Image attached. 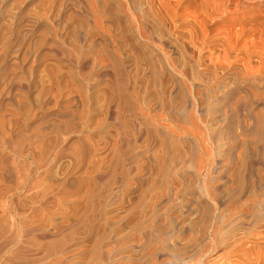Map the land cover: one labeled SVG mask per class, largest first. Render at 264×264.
I'll return each mask as SVG.
<instances>
[{"label": "bare ground", "instance_id": "6f19581e", "mask_svg": "<svg viewBox=\"0 0 264 264\" xmlns=\"http://www.w3.org/2000/svg\"><path fill=\"white\" fill-rule=\"evenodd\" d=\"M81 1L83 2L84 7L88 13V17H89L88 23L95 30L94 31V37L96 36L95 34H98V35H101L102 37L106 38L108 41V45H110V47L112 48L113 47L112 44H114L115 41L113 40V37L111 34L112 33L111 31H113V30H111V29H112L113 23L117 22V21L113 22L111 17L105 16V13L107 12L106 9L104 11L99 10L98 5L101 3L100 0H99L100 1L99 4H97L95 0H81ZM165 1L166 2L171 1V5L174 8V10L184 8L185 6L192 7L194 10L193 12L195 14V15H193V17H195V18H192L193 19L192 21H194V23L201 26L203 28V30H205V31H207L206 30L207 25H211L213 23L218 24V28L216 30H214V32H215L214 36H216V38L218 39L217 40L218 45H219L218 50L221 53V57H224L223 59L221 58L222 61H221V63H219L220 66L218 65L219 70H220L219 94L216 96L214 104L213 105L209 104L208 110H209V112L216 113L217 118L214 117V119L216 118V121H219L220 123L223 122L225 124L223 126H221V125L217 126L216 125V128L211 133L205 132L203 140H202V138H200L203 141L201 144H199L198 143L199 141L196 140V142H197V148L196 149L198 150L199 154L202 153V158L200 157L201 155H199L197 153L198 154L197 157L199 158V159L197 158V160L198 161L200 160L201 161L200 163H204L203 165H200V168H202V170L199 169L198 172H196V174H199V176H201V178H200L201 190L203 192V195L209 199V200H207V202L205 201L206 203L203 202L204 203L203 207H201L202 209H204L202 216H205L204 217L205 221H203L200 224L199 229L201 230V232L200 231L199 232L204 234L206 236L205 238L208 239L207 240L208 242L206 243L207 248H211L213 250L216 249L218 252L220 251L219 254L217 255L220 259H228L230 256H233L234 260H233L232 264H264V0H165ZM117 3L119 5L118 9L120 10L121 14L123 15V19L128 24V27H130V30L132 32H134V35L137 38L136 41L138 43L139 42L141 43V41H143L145 43L154 44L156 46L155 54L157 57H160L159 59H161V62L158 61L159 59H155V57H140L141 55L137 56V57H121L120 45H116V47H118L119 49L118 48L112 49L111 57H91V58L90 57H68V63L71 66H73L75 69L76 68L77 69L78 68L84 69V68H87L90 64H92V65L98 64V66H99V68L97 67L98 71H96L94 69L96 71L95 79L97 78V76L108 77V80H109L110 85H111L110 90L112 92L110 93L108 98L105 97V99L107 98L105 100L106 101L105 104L100 103V104H102V107H101L102 109H98V108L94 107L95 110L94 109L93 110L95 112L97 110H101L102 113L104 112V117L106 118V120L111 119V121H112V119H114V117L116 118V112H118V111H120L121 114L122 113L127 114V116H129L130 120H129V118L128 119L126 118L127 120L125 119V121H121L123 123V124L121 123V125H122V128L125 129L126 131L130 130V133L129 132L128 133L130 135L132 133V135L134 137V141H137L135 143L138 144V141H141V142L147 141L148 144L145 143V145H147V146H149L151 144H152V146H154L153 143L156 144L159 142H160L159 144L164 145V142H166V140L169 139V138H166V137H168L166 134H171L173 136L174 135L177 136V133H178L177 131L179 130L184 135L185 132H187V131L190 132V130L192 128H195L199 124V123L196 124V122L199 120L196 118L197 117L196 115L194 116L193 114H191V115L186 114V109L188 106L196 108V99L191 94V91L186 87L184 80L179 78L176 75L177 73H175V72L173 73L172 77L176 78V82L173 83L172 86L170 85V86L160 90L159 94L157 93L158 95L156 97L153 94L150 96L151 98L148 95L145 97L143 95H141V88L140 87H142V86H141V84L138 85L139 87L137 86V84H138L137 77L140 75H136L135 72L133 74L131 72V70L133 71L134 69L136 70V68L138 69V66H140V65H142V66L146 65L144 67V69L145 70L147 69L148 70L147 72L148 73L150 72L149 74H151V76H153V77L155 76L154 79H152V80H156V78H158L157 77L158 73H160L159 70L162 72H166V71H164V69H166L167 71L169 70L170 72H172L170 69L172 64L169 60V57H170L169 52L170 51L174 52V51L178 50L177 49L178 47H176L174 45H170L166 41V39L163 38V36L160 32L158 33L159 34L158 39L153 35L154 34V26H155V21H154L155 20V14H154V10H153V7H155L154 5L153 6H152V4H149V5L146 4L145 5L142 2V0H117ZM110 7H112V6L110 5ZM49 8H51V7H49ZM109 11L110 10H108V12ZM112 17H114V16H112ZM44 18L46 20L48 19V17L46 15L44 16ZM30 20L29 21L27 20V22H32ZM37 22L38 21H33L31 24L33 26L38 25ZM47 22L48 21H46V23ZM80 34H81L80 36L83 39H86V36L82 32H80ZM128 40H129V43L131 44V46L134 45L132 39L128 38ZM124 43H126V42H124ZM135 54L136 53H134V55ZM229 56L233 57V60L231 63L226 65L223 61H225V57H229ZM41 58L43 59V57H34L33 59L36 63L37 60L41 61ZM65 58H67V57H65ZM48 59H50V58H48ZM48 59H47V61H48ZM13 60H14V58H13ZM51 60H49L51 62L50 64H48L47 61H46L47 65L45 64L46 68L47 67H48V69L51 68L50 71L52 72V73L51 72L49 73L50 76L47 75L49 77L48 80H44V78H43V80H37L34 78L31 80L27 79V81L25 83H23V91L20 92L21 94L19 93L20 96H18L19 94L16 95L14 92V94H15L14 96H18V98L24 97V99L22 98L23 100L19 99L20 101L17 103V106H15V107H18V104L20 103L19 106H21V109H23V111H24L23 121L25 120L26 122L28 121V120H26L28 118L27 117L28 114H30L32 116L31 119H34L35 117L38 118L40 115H41V117H43L44 113L46 112V111H44V108L45 109L48 108L49 105H52L51 107H54V106L58 107V105H61L65 109L72 108V110H70V111L66 110L60 114H59V112H60L59 111V112H56L57 114H54V115H60V118H63L62 123H61V121H59L61 123L59 126L55 124L57 127H55L56 131L54 130V132H55L54 134L57 133L56 137H57V135H60L59 137L61 138V141H59V142L57 141L58 143L54 142L56 140H54V141H53V139L49 140L51 138L46 139V137L48 135L47 136L45 135V132H46L45 129H44L45 132H42V133H40L42 130H40V132H39L36 129L38 132H36V133L34 132L35 134H32V135L30 134L31 136L29 137V139L28 138H27L28 140L26 139L27 144L26 143L23 144L22 145L23 147H21L19 145L20 146V147L18 146L19 148L16 146V145H18V143L15 145L16 148H18V150L15 152H11V153H13V154L15 153L16 155H18L23 162L26 160V158L28 159L29 157H30V159L33 160V162L31 161L32 165H28L29 163L26 162L27 160L25 161V164L27 163L26 164L27 166L26 165L25 166L28 168L24 169L25 173L22 172L23 173L22 176L18 175L19 176V178H18V176L16 174H13L11 172V170L8 169L9 171L5 170V172L2 170L4 173L2 172L3 174L0 176H3L6 181H8V182L13 181V179H12L13 175H16L18 178L17 180L18 181L20 180V181L17 184H16V182H12V184H10V185H13V183L16 185H13L11 187L9 186L10 188L8 187L9 191H10L9 202H10L11 208H9L6 212H5L4 206L6 207L7 205H5L4 203L8 204V202H2L1 201L2 205L0 207L3 206L2 209H4L5 213H0V264H22V262H23V264L35 263V262L37 263L38 260L40 259V258L39 259H33V260L31 259V258H33L32 256H34L35 258L37 256L36 255L37 253L35 252L34 248H32L33 250L29 249V251L27 250V252H26V253L30 252V255H32L31 258H30V256L28 258L27 256L29 254H27V256H26L25 252L23 253V251L26 250V248H25L27 245V243L25 242L26 239H28L30 237L31 238L32 237L33 238L34 237L45 238V237L50 235L51 229H54L53 227H51V224H54V223L50 224V222H52L53 220L51 218V215H49L51 213L48 211L49 205L47 206V204L52 203V205H53V202H54L53 199L56 197V194L58 192V191L57 192H54V191H55V188L57 189L58 185L60 184L59 181H58L59 184L53 183V182H55L56 177L57 178L61 177V175H60V177H58L59 174L57 176H54V177L52 176L54 169H56L57 165H59V163H61L60 160H62L64 155L65 154L68 155L67 152L65 153V151H68L67 150L68 140L66 139L67 140L66 141L65 139H62L63 137L61 136V134H66V135L72 134L71 132L76 134V136L71 137L70 140L71 141L76 140L75 142L78 143L79 145H81L82 154H80V155L82 157L79 155V157H80L79 160L75 161L73 159L72 167L76 166L77 169H79L80 167L82 168V166L86 168V167H88V165L91 164V161H90L91 157L89 156L90 157L89 158L90 164L88 162V165L84 166L85 161H87L86 160L87 157L85 158L84 155L89 153L88 151H90V150H89V145L83 144V143H86V141L84 142L85 138H84V140H82V138H80L79 135L82 133H86V135L87 134L90 135L92 132H95L96 134L102 132V131H99V129L101 128L100 123H102L100 121L102 119L99 122L95 121V119H93L94 115H92V112L91 113L89 112L90 109L88 110V108L91 107V102L90 103L88 102L89 99L91 98V97L89 98V96L91 94H89V96H87V94H86L87 92L86 93H85V91L83 92V90L78 89V87H76L77 89L74 88V86H73L74 82L72 80H70L71 79L70 77L71 76L73 77L72 74L69 77L70 79H67L63 73H62V75H64V76L60 75V71H58L59 73L57 74L56 73L57 70L55 68L60 66L59 65L60 62L53 65L54 63L52 64ZM57 60H59V59H57ZM155 60H157L158 62L155 63ZM8 61H9L8 57H0V82H2V84H3L2 85L3 90L2 89H1L2 91L0 90V92H1L0 93V103H1L2 107H3V105H5L3 107V113L0 114V147L3 146V148H6V149H7V147H9L11 150L12 148L10 147L11 146L10 144H11L12 138H10V134L11 135L13 134L12 127H14L15 125H16V127L19 126V125L17 126V124H18L17 121H13V116H16V118H17V115L19 114V112H18V114H16L12 108V106H13L12 100L14 99L13 98L14 96H12V94H13L12 91H13V88L15 86V81H13V78L10 77L11 75L9 77L6 75V69L10 66V63H9L10 61L9 62ZM34 61H31V63H33ZM54 61H55V59H54ZM60 61H63V60L60 59ZM66 61H67V59H66ZM42 65L44 66V64H42ZM64 66L67 67V65H65V64H64ZM64 66L62 67L63 69H65ZM73 67H69V68L73 69ZM90 67H91V65H90ZM132 67L134 69H132ZM37 68H39V67H37ZM140 68H141V66H140ZM144 69H141V70H144ZM11 70H13V69H11ZM42 70L43 69H41V71ZM8 71H10V69ZM48 71L46 72L47 74H48ZM27 72H29V71H27ZM30 72H31V70H30ZM84 72H86V71H84ZM89 72H90V70H89ZM37 73H35V74L37 75ZM41 73H43V72H41ZM24 74H22V75L20 74L21 77H24L23 76ZM83 74L84 73H82L81 75H83ZM86 74H84V75H86ZM12 75H14V74L12 73ZM30 75H29V77L31 78ZM81 75H78V76L81 77ZM37 76H41V75H37ZM147 76H149V75H147ZM32 77H33V75H32ZM24 78H21V79H23V81H24V80H26V78L25 79ZM35 78H37V77H35ZM84 78L85 77H83L82 79H84ZM98 79H97V81H98ZM74 80H76V78H74ZM23 81L21 80V82H23ZM85 81H86V79H85ZM94 81H96V80H94ZM97 81H96V83H97ZM16 82H18L17 79H16ZM103 82H104V79H103ZM107 84H108V82L106 83V85ZM87 85H88V83H87ZM77 86H79V85H77ZM19 88H21V89H19L21 91L22 87L20 86ZM96 88H99V87H96ZM106 88H110V86H108ZM15 90H17V88H15ZM103 90H104V87H103ZM99 91H101V90H99ZM102 91L100 93H102ZM16 92H18V91H16ZM32 94H35V95H33L34 99H31ZM143 94H145V93H143ZM150 94H151V92H150ZM103 95H105V94H103ZM165 95H167V97ZM93 96L95 97V95H93ZM96 96H97V98L99 97V95H96ZM153 96L155 98H153ZM165 97H166V99H165ZM16 98H15V101L18 99V98L17 99ZM29 98L31 99V101L29 100ZM101 99H102V97H101ZM26 100H27V102H26ZM96 101H94L93 104ZM103 101H104V99L102 100V102ZM88 103L90 106H88ZM97 103H98V106H100L98 101H97ZM21 104H24L27 107L28 106L29 107L28 108L24 107L25 109H27V110H24V108H22ZM79 105L82 106L83 109L80 108V110H79V108H78ZM159 107H164V109L167 110V114L170 115V117H172L173 119H175V120H173L175 122H173V124L171 123L173 126H171L169 128V131L168 130L165 131V133L162 130H161L162 132L158 131L156 129L157 125H156V127H153L154 124L157 123V121L154 124L152 123V121L150 122V120L152 118V117L150 118L151 115L152 116L154 115L153 117H155V115L159 114V113H157L158 112L157 110H159L158 109ZM49 109H51V108H49ZM59 109H60V107H59ZM19 111H20V109H19ZM32 111H33V114H31ZM53 111H55V110H53ZM50 113L51 112H49V114ZM52 116H53V114H52ZM99 116H101V115H99ZM19 117L22 118V115L21 116L18 115V118ZM123 117H125V116H123ZM16 118H14V119H16ZM47 118H48V116H47ZM57 118H58V116H57ZM50 119H52V118H50ZM153 119H157V118H153ZM53 120H55V118ZM77 120H80L81 123H79ZM36 121H34V122H36ZM48 122L50 123V121H48ZM21 123H23V122H21ZM109 123H112V122H109ZM109 123H107V124L109 125ZM38 124H36L37 128H38ZM114 124H115V122H114ZM160 124H162V123H160ZM77 125H79V126H77ZM46 126H47V124H46ZM28 127L26 128V130L28 129ZM41 127H42V125L40 126V128ZM50 127H48V128L52 129ZM33 128H36V127L33 126ZM18 129L19 128L15 129V130H18ZM23 129H25V128H22V130ZM118 129L120 130V128H118ZM108 130H110V129H108ZM113 130H115V133H116V128ZM23 131H22V133H23ZM25 131H24V133H25ZM31 131H34V129H32ZM126 131L123 134L124 136L118 135L119 131L114 136L112 135L114 132L111 134L110 131H107L106 133H104L102 135L103 139L101 138L102 140H100V143L98 142L99 144L97 145V148H95L93 146L95 148L94 149L92 147L93 148L92 151L94 153H92V151H91V153L94 156H96V158H99L98 161L95 160L98 163H101L102 160L105 159V157L102 159L99 155H106L107 152L110 153V155H111V153H112L114 155V160L112 161L113 162L112 165L109 164V166L111 165V167L113 169L115 166L117 167V165H119L120 163L130 165L132 162H135V160L140 161L139 163L137 162L138 165H137V163L135 164V165H137L138 172L135 171L136 167L135 166L133 167V168H135L134 173L135 172L138 173V174L135 173L137 175H135L133 177V181H134V183H136L134 185L141 186V184L145 180V175L146 174L148 175L151 170H154V169H151V161H150V158L148 157L150 155L147 156L144 152V151H147L149 149L146 148L147 150H144L145 147H143L142 150H144V151H142V153L140 152V153H136L135 155H129V156L125 155L126 152H125V150L123 151L122 148L126 147L125 146L126 144L131 143V141L127 142V137L129 138V135H128V133L126 134ZM49 132H51V131H49ZM30 133H32V132H30ZM121 133H122V130H121ZM179 133H178V135H179ZM15 134L16 133H14L13 135H15ZM42 134L45 135L46 137L43 138L44 136L42 137L41 136ZM185 134H187V133H185ZM195 134H197V133H195ZM19 136H20V138L22 137L21 135L18 134V137ZM26 136H27V134H26ZM50 136H51V134H50ZM116 136H118V138L120 140L119 141L120 144L117 143L118 140H116ZM18 137H16V138H18ZM51 137L53 138V136H51ZM83 137H85V136L83 135ZM58 138H57V140H58ZM95 138L98 140L97 137H95ZM143 138H146V140L144 139L142 141ZM21 139L23 140V138H21ZM14 140H15V138H14ZM14 140H13L14 143L12 145H14L16 143ZM20 141H18V142H20ZM23 141H25V140H23ZM23 141L21 142V144L23 143ZM222 141L224 142V144L227 143V149H224V151L226 150V154L225 153L224 154H225V159H226L227 163H225L226 165H225V171H224L223 175H224V178L228 179V182H227L228 186H226L227 188L223 187L224 189L220 188V185H222V182L220 185H217V186L210 185V181L212 179L211 175L213 173V171H212L213 168L211 166L212 165V152L210 151V145L215 143V142H222ZM87 142H89V141L87 140ZM70 144L72 145V143H70ZM191 144H192V142H191ZM224 144H223V147H224ZM71 145H70V148H71ZM92 145H93V143H92ZM92 145H90V147ZM76 146H74V147H76ZM127 146H130V145H127ZM132 146H130V147H132ZM134 146L132 148H134ZM193 146H196V145H193ZM165 147L168 148L169 146H165ZM191 147H192V145H191ZM225 147H226V145H225ZM16 148H14V150H16ZM70 148H68V149H70ZM78 149H80V148L78 147ZM126 149H127V147H126ZM191 149H195V148H191ZM70 150H72V149H70ZM189 150L190 149H188V152H189ZM69 152H71V151H69ZM150 152H152V151L150 150ZM213 152H214V150H213ZM120 153H122V154H120ZM217 153L220 154L219 152H217ZM221 153H223V152H221ZM6 154H9V153L5 152V154H4L5 156H2L3 154H2V152H0V166L4 165L7 162L8 156H6ZM193 154H194V152H193ZM76 155L77 154H75V156ZM108 155L109 154H107L106 157ZM124 155L126 157H124ZM153 155H152V157H154ZM192 156L193 155H191V157ZM187 157L189 158L190 156H187ZM187 157H185L184 159L186 160ZM69 158H67V159H69ZM76 158H78V157H76ZM181 158H183V157H181ZM21 160L19 162H21ZM64 160H65V158H64ZM107 160H109V159L107 158ZM162 160H163V158H162ZM189 160H192V158L191 159L189 158ZM19 162H17V163L20 164V166H21L22 162L21 163H19ZM68 162H66L65 166H67ZM93 162H94V160H93ZM154 162H155V159H154ZM17 165H16V167L15 166L14 167L17 168L19 166V165L18 166ZM22 165H24V164H22ZM69 165L71 166V162ZM69 165H68V168H69ZM92 165H95V164H92ZM106 165H105V167H107ZM60 166L61 165H59V170H60ZM98 166H100V165H98ZM109 166L107 167L108 171H109ZM153 166H154V164H153ZM120 167L121 166L119 165L118 169ZM126 168L128 170V167H125L124 170ZM0 169H1V167H0ZM21 169H23V168L21 167ZM64 169H65V167H64ZM77 169H76V171H78ZM97 169L98 168H96V170ZM118 169L116 168L115 171L114 170H112V171H114V173H115ZM129 169L131 170V168H129ZM71 170H72V168H71ZM94 170L92 169V171H94ZM72 171H74V170H72ZM80 171H82V169ZM90 171H88V173ZM102 172L103 173H97L95 175V178L96 179L101 178V180H103L104 179L103 177L106 175V178H105L106 181L105 182H108L107 181V177H108L107 173H105V175L103 176L105 171L103 170ZM130 172H133V171L131 170ZM60 173H61V171H60ZM63 173H66V172H63ZM76 173H78V172H76ZM84 173H85V171H84ZM88 173H86V175ZM114 173H113L112 177H114ZM68 174H70V173H68ZM92 174H94V173H92ZM121 175H122V173H121ZM68 176H66V177H68ZM110 176H111V174H110ZM110 176L108 177V180H109ZM119 176H120V174H119ZM125 176H126V174H125ZM132 176H131V179H132ZM84 177H86V176H84ZM222 177L223 176H221V179H222ZM4 178H2V180ZM39 178H42V179H40L42 181H43V178L49 179V181L51 180V182H49L50 184L48 183L47 187L45 186L46 188H43L41 191H34V189L38 185V184L36 185V181ZM63 178H64V176H63ZM87 178H85V179L87 180ZM72 179H74V177ZM113 179H112V181H113ZM125 179L122 178V181L124 182ZM59 180H62V179H59ZM90 180H91V178H90ZM63 181H64V179H63ZM63 181H61V183ZM73 181L74 180H72V183H73ZM75 181H74V183H75ZM95 182H94V184H95ZM98 182H99V180H98ZM115 182H116L115 184L119 183L117 181H115ZM145 182H146V180H145ZM225 182H226V180H225ZM63 183H65V181ZM129 183H130V181H129ZM246 183H249L251 186L250 197L243 198L241 200V202H239L238 206L236 208L232 209L228 214H222V213L219 214L218 213L219 211L217 210V204L219 205V204L223 203L225 200L224 196H223L224 200H222L220 195H222V193L225 194V192L229 191L230 194L233 193L232 195L240 196L241 194L244 193ZM0 184H1V182H0ZM108 184H109V182H108ZM61 185L62 184H60V186ZM101 185H103V184L101 183ZM105 185L107 186V183H105ZM126 185L128 186V184H126ZM0 186H2V185H0ZM2 187L4 188V185ZM6 188H7V186H6ZM89 189H91L90 185H89ZM130 189H132V188H130ZM57 190H60V189H57ZM6 191H8V190H6ZM86 191L88 192V190H85L83 192H86ZM108 191H109V189H108ZM0 192H2V191H0ZM14 192H16V194H18L16 196L17 198H19V199H17V200H19L17 202V204H16V202L14 204V201H17L15 199H13L15 197L13 195ZM110 192H111V189H110ZM4 193H6V192L4 191ZM94 193H96V192L94 191ZM94 193H93V196H94ZM97 193H99V191ZM126 193H127V195L130 196V194H132L133 192H132V190H129ZM26 194H28V195H26ZM54 194H55V197H54ZM90 194H91V191H90ZM100 194H101V192H100ZM125 194H124V197H125ZM1 195H3V197H4L5 194H1ZM21 195L24 196L25 198L22 197ZM107 195L109 196L110 194L108 193ZM227 195H229V194H227ZM98 196H96V197L98 198ZM3 197L1 196L2 199H4ZM8 197H9V195H8ZM124 197L122 196V198H124ZM132 198H134V197L132 196ZM229 199H231V198H229ZM5 200H7L6 195H5L4 201ZM26 200H27V202H26ZM78 200H80V199H78ZM90 200L92 201V199H90ZM164 200H166V199H164ZM88 201H89V199H88ZM88 201H86V202H88ZM188 201H190V200H188ZM192 202H194V200ZM18 203H19V205H18ZM74 203H75V201H74ZM189 203H187V204H189ZM80 204L83 205L84 203H80ZM159 204H161V202ZM54 205H55V203H54ZM74 205H72V206H74ZM76 205L78 206V204H76ZM103 206H104V204H103ZM91 207H89V205H85V207L83 206L84 209L81 208V209H83V213L81 211L78 213V214L82 213V215L80 217L77 216L78 217L77 219L76 218L73 219V221H75L77 223H80V221H81V224L83 223L82 226H85V229H86L85 231H87L86 232L87 235L85 237V238H87V240H88V238L90 239L92 237V235H93L92 231L94 228V218H92V213H95V209L92 208L94 210V212H92L91 211L92 209H90ZM182 207H183L184 211L188 212V209H190L192 206L190 205V208L188 205H184ZM50 208H53V207H50ZM71 208H69V209H71ZM6 209H7V207H6ZM69 209H67V210H69ZM218 209H220V207ZM49 210H51V209H49ZM179 210H180V207H179ZM181 210H182V208H181ZM55 212H57V211H55ZM71 212H72V210H71ZM100 212H102V211L100 210ZM223 213H226V212H223ZM68 214H66V215L64 214V216H69ZM96 214L98 215V213H96ZM179 214H180V212H179ZM52 216H55V215L52 214ZM200 216H201V214H200ZM100 217H97V218L95 217V220L100 218ZM62 218H63V216H62ZM61 219H59V220L61 221ZM63 219H65V218H63ZM66 220H68V219L66 218ZM100 220H101V218H100ZM96 222H97V220H96ZM170 223H171V226L169 225V223H167L169 225V226L166 225L167 227L160 226L161 224H159L157 222V217H155V219H152V221L150 223L141 222L140 225H139V223L138 224L136 223V224L139 226L138 228H140V230L143 229V231H144V229H145L148 232V234L151 235L150 239H153L155 237L158 238V237L162 236L163 234H166L164 229H170L173 226L172 221ZM228 223H231V225H232L231 228L229 226V228L231 229V232H232V234L230 236L226 235L229 231L226 233L224 232L226 225L228 226ZM60 224H61V222H60ZM73 224H74V226H73ZM54 225H56V224H54ZM57 225H56V227H57ZM67 225H69V226H67V227L65 226V228H62V227L60 228L58 226V228H55V234H51L53 237L56 235L59 236L60 234L62 235V233L65 230H70L67 232V233H69L68 235L65 233L67 236L66 235L64 236V234H63L62 235L63 238H62L60 235V237H61L60 240L61 239L62 240L61 241L59 240L57 244H53L49 247L46 246L48 248V250L46 249L47 250L46 253H49V256L51 255L50 252L53 253L54 251H56L58 254L61 251H64V250L66 251V249L68 250V248H70L74 243L76 244L77 240H79L78 239L79 237L77 238L75 236L76 229H74V227L78 226L80 224L75 225V223L73 222V223H71V225L68 223H67ZM137 225H135L136 228H137ZM80 228L78 226L77 229H80ZM226 229H228V228H226ZM181 230L183 231V229H181ZM80 231H78V232H80ZM143 231H141V232H143ZM159 234H161V235H159ZM148 236H147V238H148ZM37 238H35V239L37 240ZM81 238H83V237H81ZM81 238H80V240L85 239V238H83V239H81ZM43 240L45 241V239H43ZM24 242L26 243L24 245L25 250H24L23 245H22ZM34 242H36V241H34ZM168 244L169 243H167V245L164 244L166 246L160 248L162 250H159L156 252V255H160V254H163L165 251L169 255V257H171V260L169 259L170 261L166 262L164 264H216L217 263V262L208 263L207 261H205L203 259L202 256H200L199 253H197L199 255L194 254L191 256L188 255V257H187V255L184 256V252H186V251H184L181 248H177L176 246H172V245L169 246ZM144 245H146V244H144ZM229 245H231V246H229ZM36 246H34V247L36 248ZM39 246H41V244ZM97 246H98V244H97ZM29 247H32V246H28V248ZM95 250L93 253H96L97 250L96 251ZM41 251H39V252H41ZM199 251H197V252H199ZM208 251H209V249L206 250V252H208ZM44 253H45V251H44ZM41 256H42V254H41ZM98 256H99V254H98ZM47 257H48V255H47ZM41 259L44 260V255Z\"/></svg>", "mask_w": 264, "mask_h": 264}, {"label": "rangeland", "instance_id": "374dc122", "mask_svg": "<svg viewBox=\"0 0 264 264\" xmlns=\"http://www.w3.org/2000/svg\"><path fill=\"white\" fill-rule=\"evenodd\" d=\"M95 1L97 4H99L101 1V3L98 5L99 10L104 11L106 9L107 12H108V10H110L108 13L107 12L105 13V16L111 17L113 22L117 21V22L113 23V26L111 29V30H113V31H111L112 32L111 34H112L113 40L115 41L114 44H112L113 45L112 48L110 47V45H108V41L106 38H104L98 34H95L96 36L94 37V31L95 30L88 23V20H89L88 13H87V10L85 9L84 4L81 0H44V1L43 0H0V57H8V60L10 61V62L8 61L10 63V66L6 69V75L8 77L11 75L10 77L13 78V81H15V86H14L13 91H12V93H13L12 96H14L15 94L17 95L23 91V83H25L27 81V79L31 80L34 78L37 80H43V78H44V80H48V78H49L48 76H50L49 73L51 72L50 71L51 68L50 69H48V67L46 68L45 64H46L47 59L50 58L47 61L48 64L51 63L49 61L51 59H52L51 60L52 64L54 63L53 65H55L58 62H60L62 64L61 65L59 63L60 68L59 67L55 68L57 70L56 71L57 74L59 73L58 71H60V75H62V73H63L67 79L71 78L70 80H72L74 82L73 86L75 89H77L76 87H78V89L83 90V92L84 91H85V93L87 92L86 93L87 96H89V94H91L89 96V98L91 97L90 98L91 100L89 99V101H88L89 103L91 102V107H89L88 110L90 109L89 112L90 113L92 112V115H94L93 119H95V121L99 122L102 119L100 121V122H102V123H100L101 128L99 129V131H102L101 133L96 134L95 132H92L90 135L89 134L86 135V133H82L85 137H83L82 134L79 135L80 138H82V140H84V138H85L84 142L86 141V143H83V144L89 145L90 151H88L89 153L84 155L85 158L87 157L86 158L87 161H85L84 166H87L88 162L90 164V161H91V164L88 165L89 168L88 167L85 168L82 166V168L78 167L79 169H77L76 166H73L74 168L72 167L73 159L75 161L80 159L79 155L82 154L81 145L76 143L75 142L76 140H72L73 142L70 140L71 137L76 136L75 133L71 132L72 134H67L68 136L66 134H61V136L63 137L62 139L68 140V145H67L68 148H70V145H71L70 143H72L73 146L71 145V148H70L72 150L67 148L68 151H65V153L67 152L68 155L65 154L64 157L62 158V160H60V162H61V163H59V165H61L60 170H59V165H57L58 168L56 167V169H54L52 176L54 177V176H57L59 174L58 177H60V175H61L62 178L56 177L55 179L56 180L58 179V180L57 181L55 180V182H53V183L59 184V182H60V184H62V185L61 186H60V184L58 185L57 189H60V190H57L55 188L54 192H57V191L58 192H57V194L55 193L56 197L54 194L55 198L53 199L54 200L53 205H52V203L47 204V206L49 205L48 208L51 209V210L48 209V211L51 213L49 215H51V218L54 221V222L53 221L50 222V224L51 223H54L56 225L58 224L57 227H56V225L51 224V227H53L54 229H51L50 235L55 234V228H58V226L60 228L61 227L65 228V226L66 227L69 226V225H67V223L71 225V223L74 222L75 225L80 224V225H78L79 228L81 227L80 229H77L78 226L74 227V229H76L75 236L77 238L79 237L78 238L79 240L81 237H83V238L86 237L87 231H85L86 230L85 226H82L83 223L81 224V221H80V223H77V222L73 221V219H75V218L77 219L78 217H80L82 215L83 209H84L83 206L84 207H85V205H89V207L92 206L90 209H92V208L95 209V213H92V218H94V228L92 231V233H93L92 237L90 239L88 238V240H87V238H85V239L81 238L83 240H80V241L77 240L76 244L77 243L78 244L76 245L74 243L70 248H68V250L67 249H66V251L64 250L65 252L61 251L60 253L62 255L60 253H58L59 254L58 255L57 252L54 251L53 253L50 252L51 253L50 256H49V253H46L48 250V248L46 246L49 247L53 244H57L58 241L60 240V238L62 237V235L63 234H64V236L66 234L68 235L69 233H67V232L70 230H65L62 233V235L60 234L61 237H60V235L59 236L56 235L54 237L52 235H51L52 237L49 235L45 238H39V237L38 238L37 237L31 238L30 237V238L25 240V242L27 243L26 247L24 246L26 244L25 242L22 244L23 248L24 247L26 248V250L24 248L25 251H23V253L25 252L26 256H27V254H29L27 257L29 258V256H30V258H31L32 255H30V252L29 253H26V252H27V250L29 251V249L31 250L32 248H34L35 252L37 253L36 254L37 256H36V258L34 256H32L33 258H31V259L32 260L33 259H39V258L40 259L38 260L37 263L35 262V263H28V264H164L166 262H169L171 260V257H169V255L165 251L163 254H160V255H156V252L159 250H162L160 248L165 247L167 245V243H169L168 244L169 246L170 245L176 246L177 248H181L184 251H186V252H184V256L187 255V257H188V255L191 256L194 254H196V255L200 254V256H202L203 259L205 261H207L208 263L217 262L216 264H232V262L234 260L233 256H230L228 259H220L217 256L220 251L218 252L216 249L213 250L211 248L206 247V243L208 242L207 241L208 239L205 238L206 236L204 234L200 233L201 230L199 229L200 224L203 221H205L204 220L205 216H202L204 209H202L201 207H203V204H204L203 202H205V201L207 202V200H209V199L203 195V192L201 190V187H200L201 186L200 185L201 176H199V174H196V172H198L199 169L202 170V168H200V165L204 164V163H200L201 162L200 160L199 161L197 160V158H198L197 155L199 153H198V150L196 149L197 148L196 140L199 141L198 142L199 144H201L203 142L202 140H203V137L205 135V132L211 133L216 128V125L217 126L218 125L223 126L225 124L223 122L220 123L219 121H216V118H217L216 113L209 112V110H208L209 104L213 105L216 96L219 94V87H220V83H219V77H220L219 66H220V64L219 63H221L222 59L224 58V57H221V53L218 50L219 49V45H218V41H217L218 39L216 38V36H214V34H215L214 30H216L218 28V24L213 23L211 25H207V27H206L207 31H205V30H203V28L201 26H199L198 24L194 23V21H192L193 20L192 18H195V17H193V15H195V14L193 12L194 11L193 8L190 6H188L189 8L187 6H185L184 8L174 10V8L171 5V1L166 2L165 0H142V2L145 5L146 4L147 5L152 4V6L153 5L155 6V7H153L154 14H155V20H154L155 26H154V34L153 35L158 39V37H159L158 33L160 32L162 34L163 38H165L166 41L170 45H174V46L178 47L177 48L178 50H176L174 52H171V51L169 52V56H170L169 60L172 64L170 69L172 72H170L169 70H168L169 71L168 72L166 69H164V71H166V72H162L159 70L160 73H158V75H157L158 78H156V80H152V79H154L155 76L154 77L151 76V74H149L150 72L148 73L147 72L148 70L144 69V67L146 65H143V66L140 65L141 68H140V66H138V69L136 68V70L132 67V69H134V70L133 71L131 70V72L133 74L135 72L136 75H140L137 77V79H138L137 86L139 84H141V86H142V87H140L141 88V95H143L144 97L148 95L150 97L153 94L156 97L159 94L160 90H162L163 88H166L170 85L172 86V84L176 82V78L172 77L173 73L175 72V73H177L176 75L179 78L184 80L186 87L191 91V94L196 99V108L188 106L186 109V114H189V115L193 114L194 116L196 115L197 116L196 118L199 119L198 120L199 122L196 120L197 121L196 124L199 123L197 125L198 127L196 126L195 128H192V129L190 128L191 129L190 132L189 131L185 132L187 134H185L183 132L184 133V135H183L182 132H180L179 130L177 131L178 133L180 132L179 135L176 132L177 136L176 135L173 136L171 134H166L168 136L166 138H169V139H167L166 142H164V145L169 146L168 148L165 147L163 144L162 145L159 144L160 142L156 143V144L153 143L154 146H152V144L147 146V145H145V143L148 144L147 141H143L144 139L146 140V138L142 139L143 142L138 141V144H137V143H135L137 141H134V137H133L132 133H131V135L129 134L130 130L126 131L125 129L122 128V125H121L122 122L121 121H125L126 118L127 119L129 118V116H127V114H124V113L121 114L120 111H118V112H116V118L114 117V119H112V121H111V119L106 120V118L104 117V112L102 113L101 110H97L96 112L94 111L95 110L94 107H96L98 109H102L101 108L102 104H105V102H106L105 100L108 98V96L112 92L110 90L111 85H110V82L108 80V77L97 76V78L95 79L96 71H98L97 69L99 68L98 64H95V65L90 64L91 67L89 65L87 68H84V69H79V68L75 69L73 66H71L68 63V57H90V58L91 57H111L112 49L118 48V47H116V45H120L121 57H137V56L141 55L140 57H155V59L160 58V57H157L155 54L156 46L154 44L145 43L143 41H141V43L140 42L138 43L136 41L137 38L134 35V32H132L130 30V27H128V24L123 19V15L121 14L120 10L118 9L119 5L117 3V0H112V1L111 0H104V1L103 0H100V1L95 0ZM110 5L112 7H110ZM49 7H51V8H49ZM45 15L48 17L47 20L44 18ZM112 16H114V17H112ZM27 20L28 21L30 20L32 22L38 21L37 22L38 25L33 26L31 24L32 22H27ZM46 21H48V22L46 23ZM80 32H82L86 36V39H83L80 36L81 35ZM128 38L133 40V43L135 46L134 45L131 46ZM124 42H126V43H124ZM134 53H136V54L134 55ZM12 57L14 58V60ZM34 57H43V59L41 58V61L37 60V62L38 61L39 62L35 63V61L33 59ZM65 57H67V58H65ZM54 59H55V61H54ZM57 59H59V60H57ZM60 59H62L63 61H60ZM66 59H67V61H66ZM232 60H233V57L229 56V57H225V61H223V62L226 65H228L229 63L232 62ZM31 61H34V62L31 63ZM158 61L161 62V59H159ZM158 61L155 60V63ZM42 64H44V66ZM64 64L67 65V67L64 66ZM63 66L65 69L62 68ZM28 67L29 68L31 67L32 69L31 68L29 69ZM37 67H39L40 69ZM69 67H73L74 70L72 68L70 69ZM9 69H10V71H8ZM11 69H13V70H11ZM41 69H43V70L41 71ZM88 69L90 70V72ZM141 69H144V70H141ZM30 70H31V72H30ZM27 71H29L30 73ZM47 71H48V74L46 73ZM84 71H86V72H84ZM11 72L14 75H12ZM41 72H43V73H41ZM35 73H37V75H41V76H37ZM82 73H84V74L87 73L86 74L87 76L84 74H83L84 76L81 75ZM88 73L89 74L91 73V74L89 75ZM20 74L21 75L24 74L23 76L24 77L26 76L25 77L26 80L23 81V79H21V78H24V77H21ZM71 74L73 75V77L72 76L70 77ZM29 75L31 76V78L29 77ZM32 75H33V77H32ZM64 75H62V76H64ZM78 75H81V77ZM147 75H149V76H147ZM82 76L85 78L82 79L83 78ZM35 77H37V78H35ZM74 78H76V80H74ZM16 79L18 82H16ZM85 79H86V81H85ZM97 79H98V81H97ZM103 79H104V82H103ZM21 80L23 82H21ZM94 80H96L97 83ZM107 82H108V84L106 85ZM18 83L19 84L21 83V84L19 85ZM87 83H88V85H87ZM2 85H3L2 82H0V90L1 89L3 90ZM77 85H79V86H77ZM20 86L22 87L21 91L19 90V89H21V88H19ZM100 86L101 87L103 86L104 90H103V87L101 88ZM105 86L106 87L110 86V88H106ZM96 87H99V88H96ZM15 88H17V90H15ZM98 89L101 91L103 90L102 93H100L101 91H99ZM16 91H18V92H16ZM14 92H15V94H14ZM150 92H151V94H150ZM143 93H145V94H143ZM20 94L18 96H20ZM103 94H105V95H103ZM33 95H35V94H32L31 99H34ZM93 95H95V97ZM96 95H99L100 98L99 97L97 98ZM18 96L13 97L14 99L12 100V102H13L12 105L14 107L12 106V108L16 114H18V112H19L18 115H20V116L22 115V118L21 117L18 118V115H17V118H16V116H13V121H17L18 122L17 126L18 125L19 126L16 127V125H15L14 127H12L13 134L16 133L15 135L10 134V138H12L10 147L12 149L10 150L9 147H7V149L3 148V146L0 147V152H2V154H3L2 156H5L4 155L5 152L9 153V154H6V156H8L7 162L4 165L0 166L1 167L0 175H2L5 172V170L9 169V170H11V172L13 174H16L17 176L18 175L22 176V174L25 173L24 169L28 168V167H26L27 163L25 164V161L27 160L26 162L29 163L28 165H32L33 160L30 159V157L28 159L26 158V160L23 162L18 155H16L15 153L14 154L11 153V152L17 151L20 146L23 147L22 146L23 144H25V143L27 144V140L29 139V137L32 134H35L38 131L40 132V130H42L40 133L45 132L44 131V129H45L46 130L45 135L46 136L48 135V136L46 137L45 135H43L44 134L43 133L41 135L42 137L44 136L43 138L46 137V139L51 138L49 140H52V139H53V141L56 140V141H54L55 143H58L59 141H61V138L59 137L60 135H57V137H56L57 133L54 134L55 133L54 130H55V127H57L56 125L59 126L62 123L63 118H60V115H54V114H57L56 112H59V111H60L59 112V114H60L66 110L67 111L72 110V108L65 109L61 105H58V107L57 106L51 107L52 105H49L50 107L48 106V108H46L47 110L44 108V111H46V112L44 113L43 117H41V115H40L38 117L39 119L35 116L34 117L36 119L35 118L31 119L32 116L30 114H28L27 115L28 118L26 119L28 121L26 122L25 120L23 121L24 111H23V109H21V106H19L20 103L18 104V107H15V106H17V103L20 100L24 99V97H22L23 98L22 99L20 97L18 98ZM154 96H153V98H155ZM165 96L167 97V95H165ZM101 97H102V99H101ZM105 97H107V98L105 99ZM166 97H165V99H166ZM15 98L17 99L16 101H15ZM31 99L29 98L30 101H31ZM95 99L99 102V104L100 103H102V104H100V106H98V103ZM103 99H104V101H103L104 103L102 102ZM94 101H96V102L93 104ZM26 102H27V100H26ZM89 103H88V106H90ZM21 105H22V108H24V107L28 108L29 107V106L27 107L24 104H21ZM4 106L5 105H3V107ZM1 107L2 106L0 103V114L3 113V107L2 108ZM59 107H60V109H59ZM18 108L20 109V111ZM49 108H51V109H49ZM78 108H79V110H80V108L83 109V107L80 105ZM158 109L159 110H157L158 111L157 113H159V114L155 115V117H153L154 115L153 116L151 115L150 118L151 117L152 118H151L150 122L152 121V123L154 124L157 121V123L154 124L153 127H156V125H157L156 129L158 131L162 130L165 133V131H167V130L169 131V128L171 126H173L172 124H173V122H175L173 120H175V119H173L172 117H170V115L167 114V110H165L164 107H159ZM24 110H27V109L24 108ZM53 110H55V111H53ZM49 112H51V113L49 114ZM31 114H33V111L31 112ZM52 114H53V116H52ZM99 115H101V116H99ZM47 116H48V118H47ZM57 116H58V118H57ZM123 116H125V117H123ZM53 117L55 118V120H53L54 119ZM214 117H216V118L214 119ZM14 118H16V119H14ZM50 118H52V119H50ZM153 118H157V119H153ZM18 119L20 121L22 120L21 122H23V123H21ZM129 120H130V118H129ZM34 121H36V122H34ZM48 121H50L51 124ZM59 121H61V123ZM77 121L79 123H81L80 120H77ZM109 122H112V123H109ZM114 122H115V124H114ZM107 123H109V125ZM160 123H162V124H160ZM36 124H38V128H37ZM46 124H47V126H46ZM41 125H42V127L40 128ZM79 125H77V126H79ZM26 126L27 127L29 126L27 130H26V128H27ZM33 126L36 128H33ZM21 127L25 128V129H23L24 131L26 130L25 133ZM45 127L49 131H51L52 133L49 132ZM48 127L52 128V129H49ZM17 128H19L21 131L19 129L15 130ZM115 128H116V133H115V130H113ZM118 128H120V130ZM32 129H34V131H31ZM108 129H110V130H108ZM121 130H122V133H121ZM124 130L126 131V134L129 132L128 133L129 138L127 137V142L131 141L130 144L128 143L125 145L127 147V149H126V147H124L125 149L122 148L123 151L125 150V152H126L125 155H127V156L135 155L136 153H140V152L142 153V151L149 149V150L144 151V152L147 156L150 155L148 157L150 158V161H151V169H154V170H151L148 175L146 174L147 176L145 175L146 182L144 180L145 183L143 182L142 183L143 185L141 184L142 187L138 186V185L137 186L134 185L136 183H134V181H133V177L138 174L137 173L138 172L137 165L140 161L135 160V162H132L130 165L120 163L119 165L121 167L118 169L119 165H117V167L115 166L118 170L114 173L116 168L114 166H113L114 169L111 167V165L113 163L112 161L114 160V155L112 153H111V155H112L111 156L110 153L107 152L106 155L109 154L107 157H106V155H99L102 159L105 157V159L102 160V162H101L103 165L101 163H98L97 161L99 158H96V156H94L92 154V153H94L92 151L93 148L94 147L97 148V145L100 143V140L103 139L102 135L104 133H106L107 131H110L112 134L114 132L112 134L114 136L119 131L118 135H123L125 133ZM22 131L25 135L22 133ZM30 132H32V133H30ZM195 133H197V134H195ZM18 134L21 135L22 136L21 138H23V140H25V141H23L20 138V136L18 137ZM26 134H27V136H26ZM50 134H51V136H53V138L50 136ZM16 137H18V138H16ZM95 137H97L99 141ZM14 138H15V140H14ZM57 138H58V140H57ZM200 138H202V140ZM13 140L16 142L14 145H12L14 143ZM87 140L89 142H87ZM116 140H118L117 143L120 144V142H119L120 140H119L118 136H116ZM18 141H20V142H18ZM22 141H23V143L21 144ZM191 142H192V144H191ZM17 143H18V145H16ZM92 143H93V145H92ZM222 143L224 144V142L222 141V142H215V143L210 145V151L212 152V165L211 166L213 168V170H212L213 173L211 175L212 179L210 181V185L217 186V185H220L222 182V185H220V188L224 189V188H227L226 186H228L227 185L228 179L224 178V175H223V173L225 171V165H226L225 163H227L226 159H225L226 150L224 151V149H227V143L224 144V147H223ZM15 145L17 147L19 145L20 146L18 148H16ZM90 145H92V146L90 147ZM127 145H130V146L135 145V146H134V148H132L133 146L130 147ZM191 145H192V147H191ZM193 145H196V146H193ZM225 145H226V147H225ZM74 146H76L77 148ZM78 147L80 149H78ZM143 147H145L144 150H142ZM14 148H16V150H14ZM191 148H195V149H191ZM188 149H190L189 152H188ZM150 150L152 152H150ZM213 150H214V152H213ZM69 151H71V152H69ZM91 151H92V153H91ZM193 152H194V154H193ZM217 152H219L222 156L220 154H218ZM221 152H223V153H221ZM75 154H77V155L75 156ZM120 154H122V153H120ZM125 155H124V157H126ZM152 155L154 157H152ZM186 155L190 156L189 158L190 159L192 158V160H189V158ZM191 155H193V156L191 157ZM199 155H201L200 157L202 158V153ZM76 157H78V158H76ZM181 157H183V158H181ZM185 157H187L186 160L184 159ZM64 158H65V160H64ZM67 158H69L71 161ZM89 158H90V161H89ZM107 158L109 160H107ZM162 158H163V160H162ZM178 158L179 159L181 158L182 160L183 159L184 160L182 161L181 159L179 160ZM154 159H155V162H154ZM20 160L22 163L19 162ZM93 160H94V162H93ZM95 160H97V161H95ZM17 162L21 163V166ZM66 162H68L67 166H65ZM70 162H71V166L69 165ZM136 163H137V165H135ZM22 164H24V165H22ZM92 164H95V165H92ZM109 164H111V165L109 166ZM153 164H154V166H153ZM16 165L18 166L17 168H15ZM62 165L65 167L66 170L64 169V167ZM68 165H69V168H68ZM98 165H100V166H98ZM105 165L107 167L109 166V171H108L107 167H105ZM134 166L136 167V169L133 168ZM21 167L23 169H21ZM125 167H128V170H127V168L124 170ZM71 168L74 171H72ZM96 168H98V169L96 170ZM129 168H131V170L133 172H130L131 170ZM76 169L78 171H76ZM81 169H82V171H80ZM86 169L88 171H90V170L91 171L88 173V171ZM92 169L93 170L95 169V170L92 171ZM102 169L105 171L103 176L105 175V173H107L108 177L111 174L109 180L107 177V181L109 182V184H108V182H105L106 181V179H105L106 175L103 177L104 178L103 180H101V178L100 179L95 178V175L97 173H103ZM134 169H135V171H137V172H135L137 174L134 173ZM112 170H114V171H112ZM60 171H61V173H60ZM84 171H85V173H84ZM63 172H66V173H63ZM76 172H78V173H76ZM68 173H70V174H68ZM86 173H88V174L86 175ZM92 173H94V174H92ZM113 173H114V177H112ZM121 173L127 180L121 175ZM119 174H120V176H119ZM125 174H126V176H125ZM16 175H13V178H12L13 181H11V182L6 181L3 176H0V180H1L0 185H2V186L4 185V188L2 186H0V191L3 192V193L2 192H0V193L5 194L6 199H7L4 201L5 195L3 197V195L0 194V206L2 205V202H8V204L4 203L5 205H7L6 206L7 209L4 206L5 212L9 208H11V205L9 202V198H10L9 188L13 185H16L20 181V180L19 181L17 180L19 178V176L17 178ZM63 176H64V178H63ZM66 176H68V177H66ZM84 176H86V177H84ZM131 176H132V179H131ZM221 176H223L222 177L223 180L221 179ZM73 177H74V179H72ZM2 178H4V179L2 180ZM85 178H87V180ZM90 178H91V180H90ZM122 178L125 179L124 182L122 181ZM40 179H42V178L37 179L36 185L37 184L38 185L36 186L34 191H41L43 188L47 187V184L49 182H51V180L49 181V179L43 178V181ZM59 179H62V180H59ZM63 179H64L65 183H63L64 182ZM112 179H113V181H112ZM72 180H74V181L76 180L77 181V182L75 181L76 184L74 183V181L72 183ZM98 180H99V182H98ZM114 180L119 182V183L115 184L116 182ZM128 180L130 181V183ZM225 180H226V182H225ZM61 181H63V182L61 183ZM12 182H16V184L13 183V185H10V184H12ZM94 182H95V184H94ZM100 182L104 186L101 185ZM105 183H107V186L108 185L109 186L107 187L105 185ZM84 184L85 185L87 184V185L85 186ZM126 184H128V186ZM89 185H90L91 189H89ZM6 186H7V188H6ZM130 188H132V189H130ZM108 189H109V191H108ZM110 189H111V192H110ZM3 190L6 193H4ZM6 190H8V191H6ZM85 190H88V192L87 191L83 192ZM126 190L127 191L132 190L133 193L130 194L131 197L129 195H127ZM250 190H251L250 184L246 183L244 193L241 194L240 196L232 195L233 193L230 194L229 191L225 192V194L222 193V195H220V197L222 198V200H224V198H225V200L223 203H221L219 205L217 204V210L219 211V212L218 211L217 212L219 214H221V213L222 214H228L232 209H234L238 206L239 202H241V200L243 198L250 197V192H251ZM90 191H91V194H90ZM94 191L96 193H94ZM98 191H99V193H97ZM100 192H101V194H100ZM93 193H94V196H93ZM108 193L110 194L109 196L107 195ZM226 193L229 195H227ZM124 194H125V197H124ZM8 195H9V197H8ZM13 195L15 196L13 199H15V200L19 199L16 197L18 195V194H16V192H14ZM26 195H28V194H26ZM1 196L4 199H2ZM96 196H98V198ZM122 196L125 199L122 198ZM132 196L134 198H132ZM223 196H224V198H223ZM22 197H24V196H22ZM229 198H231V199H229ZM78 199H80V200H78ZM88 199H89V201H88ZM90 199H92V201ZM164 199H166V200H164ZM188 200H190V201H188ZM193 200L195 203L192 202ZM18 201L19 200L14 201V204H15V202L17 204ZM74 201H75V203H74ZM86 201H88V202H86ZM26 202H27V200H26ZM79 202L84 203V204L82 205ZM160 202H161V204H159ZM54 203H55V205H54ZM187 203H189V204H187ZM76 204H78V206ZM103 204H104V206H103ZM18 205H19V203H18ZM72 205H74L76 208ZM184 205H188L189 208H190V205L192 207L190 209H188V212H187V211H184V209L182 207ZM50 207H53V208H50ZM179 207H180V210H179ZM219 207L221 210L218 209ZM2 208H3V206L0 207V211H1L0 213H5L4 209H2ZM69 208H71V209H69ZM81 208H83V209H81ZM181 208H182V210H181ZM67 209H69V210H67ZM71 210H72V212H71ZM100 210L102 212H100ZM55 211H57V212H55ZM80 211L82 213L78 214ZM91 211L94 212L93 209ZM179 212H180V214H179ZM223 212H226V213H223ZM96 213H98V215ZM199 213L201 214V216ZM52 214L55 216H52ZM64 214L65 215L68 214L69 216H64ZM62 216L65 219H63ZM95 217L96 218L100 217L101 220H100V218H98L99 220L96 219L97 220V222H96ZM155 217H157V222L159 224H161L160 226H163V227H167L169 225L171 226V223H170L171 221H172L173 226L170 229H164L166 234H163L162 236H160L158 238L155 237L153 239H150L151 235L148 234V232L145 229H144V231H143V229L140 230V228H138L139 226L137 224L139 223V225H140L141 222L150 223L152 221V219H155ZM66 218L68 220H66ZM59 219H61V221ZM60 222H61V224H60ZM167 223H169V225ZM135 225H137V228ZM73 226H74V224H73ZM229 226L231 228V226H232L231 223H228V226L226 225V228H228L229 230L225 228V231H224L225 233L229 231L226 234L228 236H230L232 234ZM181 229H183V231ZM78 231H80V232H78ZM141 231H143V232H141ZM159 235H161V234H159ZM147 236H148V238H147ZM35 238H37V240ZM43 239H45V241ZM34 241H36V242H34ZM40 244H41V246H39ZM97 244H98V246H97ZM144 244H146V245H144ZM164 244H166V245H164ZM28 246H32V247L28 248ZM34 246H36V248ZM229 246H231V245H229ZM205 249L206 250L209 249V251L206 252ZM94 250L96 251L97 254L93 253ZM39 251H41V252H39ZM44 251L46 254L44 253ZM197 251H199V252H197ZM197 253H199V254H197ZM41 254H42V256H41ZM98 254H99V256H98ZM43 255H44V260L41 259L43 257ZM47 255H48V257H47ZM22 264H23V262H22Z\"/></svg>", "mask_w": 264, "mask_h": 264}]
</instances>
